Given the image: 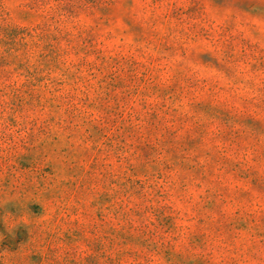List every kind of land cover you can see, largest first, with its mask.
<instances>
[{
	"label": "rangeland",
	"instance_id": "obj_1",
	"mask_svg": "<svg viewBox=\"0 0 264 264\" xmlns=\"http://www.w3.org/2000/svg\"><path fill=\"white\" fill-rule=\"evenodd\" d=\"M0 264H264V0H0Z\"/></svg>",
	"mask_w": 264,
	"mask_h": 264
}]
</instances>
